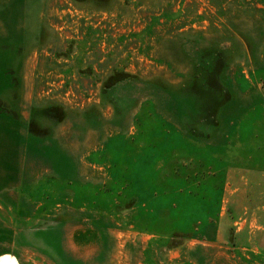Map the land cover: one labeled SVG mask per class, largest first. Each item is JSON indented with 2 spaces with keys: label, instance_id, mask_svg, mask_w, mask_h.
<instances>
[{
  "label": "rangeland",
  "instance_id": "1",
  "mask_svg": "<svg viewBox=\"0 0 264 264\" xmlns=\"http://www.w3.org/2000/svg\"><path fill=\"white\" fill-rule=\"evenodd\" d=\"M1 260L264 264V0H0Z\"/></svg>",
  "mask_w": 264,
  "mask_h": 264
},
{
  "label": "water",
  "instance_id": "2",
  "mask_svg": "<svg viewBox=\"0 0 264 264\" xmlns=\"http://www.w3.org/2000/svg\"><path fill=\"white\" fill-rule=\"evenodd\" d=\"M2 260H3V259H2ZM2 260H1L0 264L2 263Z\"/></svg>",
  "mask_w": 264,
  "mask_h": 264
}]
</instances>
